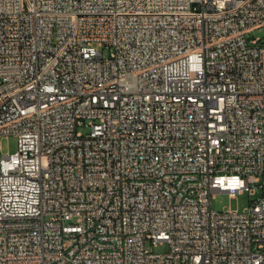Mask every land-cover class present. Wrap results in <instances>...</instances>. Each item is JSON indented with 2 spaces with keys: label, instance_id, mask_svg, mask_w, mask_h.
I'll return each instance as SVG.
<instances>
[{
  "label": "built area",
  "instance_id": "obj_1",
  "mask_svg": "<svg viewBox=\"0 0 264 264\" xmlns=\"http://www.w3.org/2000/svg\"><path fill=\"white\" fill-rule=\"evenodd\" d=\"M11 136L0 264H264V0H0Z\"/></svg>",
  "mask_w": 264,
  "mask_h": 264
},
{
  "label": "rangeland",
  "instance_id": "obj_2",
  "mask_svg": "<svg viewBox=\"0 0 264 264\" xmlns=\"http://www.w3.org/2000/svg\"><path fill=\"white\" fill-rule=\"evenodd\" d=\"M3 154H12L17 151L18 139L15 136L5 138L0 141ZM258 196H251L249 192L239 194L236 198H231L228 194H218L212 200V208L217 212H222L226 209L238 210L243 212L251 205V201L255 200ZM153 251L157 254H168L170 252V246L168 243L159 244Z\"/></svg>",
  "mask_w": 264,
  "mask_h": 264
}]
</instances>
